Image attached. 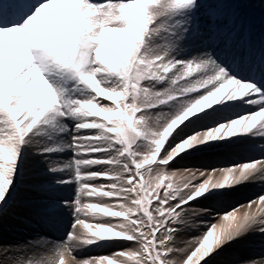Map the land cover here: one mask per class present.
I'll return each instance as SVG.
<instances>
[{
	"label": "snow or ice",
	"instance_id": "6c2138e0",
	"mask_svg": "<svg viewBox=\"0 0 264 264\" xmlns=\"http://www.w3.org/2000/svg\"><path fill=\"white\" fill-rule=\"evenodd\" d=\"M202 5L0 0V212L30 152L46 165L47 192L74 190L38 210L62 235L0 243V264H211L234 241L264 235V193L222 212L199 206L264 182V145L241 162L173 168L218 144L264 141V55L191 54ZM190 231L200 235L182 240ZM122 242L133 246L78 258Z\"/></svg>",
	"mask_w": 264,
	"mask_h": 264
},
{
	"label": "rangeland",
	"instance_id": "374dc122",
	"mask_svg": "<svg viewBox=\"0 0 264 264\" xmlns=\"http://www.w3.org/2000/svg\"><path fill=\"white\" fill-rule=\"evenodd\" d=\"M226 2L228 3V6L230 7L232 12H234L237 9L236 7H234L236 5V3H233V0H229V1L227 0ZM250 2H251V6H246V8L249 10V14H247L246 10L243 9L239 13L240 18H246L248 15H250L252 17V19L254 21L257 20L256 22H259V24L264 29V26H263L264 25V5H258L256 3V1L252 2V0ZM230 3H232V5H233L232 8H231ZM202 7H204V8H201L200 10L203 12H205V11L206 12H212V11L215 12L217 10L216 9L217 7H215V6L208 8V7H205L204 5H202ZM206 8H207V10H206ZM199 13H200V11H199ZM199 13H198L199 29L201 31L197 32L195 38L192 40L194 42L191 41L189 43L188 49H187L188 51H192L194 47L204 49L206 46H208V44H206V41H205V38L208 37L206 35L207 34V26H203L201 22H204L206 20L207 21L206 24H208L209 17H211V19H213V13L210 14L209 17H203L202 12L200 14ZM216 14L217 13H215L214 15H216ZM212 22L214 23L215 21L212 20ZM219 22L226 24V21H224V22L218 21V22H215V24L212 25V27H217ZM202 31L204 32V34ZM225 36L220 37L217 40V43L214 44L215 46L211 45V48L212 47L213 48H224V46L228 44L227 47H229L228 49H230V50L229 51L226 50V46H225V54L223 53L224 50L222 52H219V51L217 52V50H215V51L217 52V54L220 56L221 59H226L230 63L232 62L230 60H232L233 56H235L237 58V60H239V58L242 55L244 56L247 51H245L244 47L235 51L236 48L231 45V43H234V42L233 41L227 42L225 40ZM202 39H203V41H202ZM232 40H234V39H232ZM195 42H196V44H195ZM261 43H262V40L260 39V37L256 33H255V35L250 36L249 45H253L252 48L254 51L256 50V48L258 46L261 45ZM230 51H231V53H230ZM253 52L250 53L251 56H253ZM105 102L107 103V101H105ZM253 110H255V109H253ZM255 141L256 140L246 139L240 143V144H243L244 146L238 145L236 149H232L234 146H231L232 147L231 148L229 144H218L214 147L206 148V149L202 150L201 152H198L195 155H193L191 157H187V158H189V159L191 158L193 160H198V159L202 160L203 157H201V155H205L206 153H208L209 150H212V149L213 150L214 149L215 150L220 149V151L231 152V153L235 152V153H238L240 155L245 156V154L243 152H246L247 150L250 151L252 148H248V147L252 142H255ZM262 143L264 145V142H262ZM254 145H256V144H254ZM238 148H243V149L238 150ZM242 150H243V152H242ZM68 157H69V154H65V156L63 158L67 159ZM220 166L221 165H219V167ZM45 167H46V165L41 160L35 158L31 154V152L28 154V156L25 160V163H24L22 177L20 179V182L17 185V191H16V194L14 196V199L9 202V205L7 207H5L2 212H0V243H2V241H5V240H19L22 238L21 236H24V234H26L29 237V239H35L39 235H43V234L48 235L49 238H52L53 235H55L57 237L62 235V232L54 231L49 224H47L44 220L41 219V217L38 215V210L44 204L48 203V199L50 196H56V197L72 196V195H74V190L72 187H66L64 189L59 190L56 193L47 192L46 189H47L48 185L46 183V180L48 179V177H46V174L44 171ZM177 167L176 168L179 169V168H185L187 166L181 165V166H177ZM254 198L255 197H253L251 199H254ZM243 211H244V209H243ZM64 219L66 221L67 218L65 217ZM203 219H209L210 221L213 220L210 217L209 218L204 217ZM250 238L252 239L250 244L253 245L255 243V241L263 240L264 235L260 234L259 232L254 231V232H252V236ZM258 243L259 242L255 243V244H258ZM132 246L133 245L131 244V242H122V243H116V244H111V245H105V246L100 247V248L93 247L91 250H85L84 253L78 254V258L86 257L89 255H106V254H110L114 251H117L120 248H128V247H132ZM259 246H261V244H259ZM252 254L254 255L253 256L254 258H256V257H259L257 259L263 258L264 257V246L258 248V250H256V251H253ZM29 255H31V253H29L28 256ZM28 256L22 254L20 259L24 260V258L25 257L28 258ZM221 259H224V257L220 256V258H217L216 260L222 261ZM254 262H255V260H254Z\"/></svg>",
	"mask_w": 264,
	"mask_h": 264
},
{
	"label": "bare ground",
	"instance_id": "6f19581e",
	"mask_svg": "<svg viewBox=\"0 0 264 264\" xmlns=\"http://www.w3.org/2000/svg\"><path fill=\"white\" fill-rule=\"evenodd\" d=\"M226 1L227 0H202V4L205 7L210 8V4H211V7L212 6L217 7L216 8L217 10L215 12L214 11L203 12L200 10V13L202 12L203 17H209V15L213 13V19H211V20H214L215 22H218V21H223V22L226 21L227 22V24L219 22V24L217 23L218 24L217 27H213V31L215 34H214L212 39H208V37L207 38L204 37L206 44H208V46H206L205 48H207L208 50L215 49V50H217V52L218 51L222 52L224 50L223 53H225V46H224V48H213V47L211 48V45L216 44L217 40L222 36V34L228 30H229V33H230L232 38H235V36H238L237 39H235V43L233 44V46L237 45L235 50H237V48H241L242 46L245 45L243 42L246 39V37H248V39H249V37L252 36L253 32H251V30L249 28V24H247V21L244 19L243 20L240 19L239 15L232 17V13H230L231 9L228 6V3ZM237 2L239 3L240 0H233V3H237ZM243 4L245 5V2ZM230 5H231V7L233 6L232 3H230ZM234 7H238V5L236 4ZM202 8H204V7H202ZM206 10H207V8H206ZM215 13H217V14L214 15ZM238 14H239V12H238ZM234 20H235L237 26H234V23H233ZM205 21L201 22L203 26H207V24H206L207 21L206 22ZM214 23H213V25H214ZM257 24L258 23H256V22L254 23V26L258 30L257 33L258 34H262V33L264 34L263 30L261 31V29L263 27L259 26ZM244 29H246V30H244ZM243 30H244V32L247 31L248 33L241 34ZM249 33H250V36H249ZM203 34H204V32H203ZM240 36H243L241 41L239 40ZM227 37L228 36H225V39H227ZM202 41H203V39H202ZM192 42H194V41H192ZM195 44H196V42H195ZM228 48L229 47H226V50L229 51L230 49H228ZM199 49L200 48L194 47L193 50L190 52H191V54L195 55L197 50H199ZM230 53H231V51H230ZM230 61H232V60H230ZM237 111H239V109H225L222 112V114H223V116H228V115L234 114ZM262 142H264V141L257 139L255 142H252L249 145L248 148H252L250 151L247 150L246 152H243V150H242V152L245 154V156L240 155V154L235 153V152L231 153V152L220 151V149H217V150L212 149V150H209L208 153H206L205 155H201V157H203L202 160L201 159L193 160L191 158L189 159L186 157L183 160H179L178 163L174 162L173 168L177 169L178 168L177 166H181V165H186L189 168L197 167V166L198 167H200V166L219 167V165L224 166V165H228V164L234 163V162H241L244 158H249V157L255 158V157H258L260 155V147H261V145H263ZM240 143L241 142L232 143L229 145H230V147L234 146L233 148L231 147L232 149H236L238 145L244 146L243 144H240ZM254 144H256V145H254ZM241 149H243V148H238V150H241ZM179 169H183V168H179ZM177 178H179V177H177ZM261 193H264V182L256 180V182L247 183V184H244L240 187H237V188H234L231 190H227L224 193L217 195V196L210 197L207 200H201L199 206L211 207L217 211L222 212L226 209H230L232 206H234L236 204H244L249 199L256 197L258 194H261ZM240 211L243 212V209H241ZM205 220H209V219H205ZM212 221L215 222V220H211L210 222H212ZM198 235H200V231H190V232H186L181 237V239L182 240H188V239H191L193 236H198ZM251 236H252V232L249 233L244 238H242L241 240L234 241L232 244L225 247L219 254L215 255L214 258L209 257L208 258L209 261L211 262V264H241V262H244V264H258V262L261 259H264V257L260 258V259H257L259 257L254 258L253 257L254 255L252 254V252L256 251V250H258V248L264 246V239L263 240L258 239L259 241H255V243L259 242L258 244L254 243L253 245H251L250 244V242L252 240L250 238ZM21 237L22 238L19 240H5V241L1 240V241H2V244H16L18 242H23V241L29 239V237L26 234H24V236H21ZM259 244H261V246H259ZM23 254L28 256L29 253L26 252ZM21 256H22V254H18L16 256H14L13 259H20ZM220 256L221 257L223 256L224 259H221L222 261H217L216 259L220 258ZM24 259H26V257ZM254 260H255V262H254Z\"/></svg>",
	"mask_w": 264,
	"mask_h": 264
}]
</instances>
